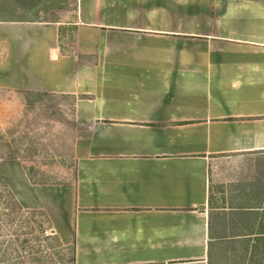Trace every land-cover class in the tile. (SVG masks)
<instances>
[{"label":"crops","instance_id":"1","mask_svg":"<svg viewBox=\"0 0 264 264\" xmlns=\"http://www.w3.org/2000/svg\"><path fill=\"white\" fill-rule=\"evenodd\" d=\"M3 72L74 98V181L20 164L50 192L23 201L5 182L71 264H211L214 241L263 239L264 0H0ZM221 217L238 227L217 236Z\"/></svg>","mask_w":264,"mask_h":264},{"label":"rangeland","instance_id":"2","mask_svg":"<svg viewBox=\"0 0 264 264\" xmlns=\"http://www.w3.org/2000/svg\"><path fill=\"white\" fill-rule=\"evenodd\" d=\"M72 36L69 33L63 40L65 53L72 52ZM9 73L0 75V148L8 145L4 147V153L12 150L18 157L14 160L0 159V186H6L7 182L22 201L23 196L27 199H42L50 192L35 189V194H32L26 190L22 185L21 173L16 168L22 164L25 170L31 171L36 181L42 179L55 184L74 181V98L61 94L45 95L46 92L29 94L38 91H25L6 83ZM27 184L25 181L28 187ZM23 209L25 212L18 214L12 222L6 221L0 211V264H71L72 246L60 244L49 222L40 214L30 213V210L37 209ZM233 216L230 213V218ZM233 220L224 223L221 217L216 235L232 233L238 227L234 224L238 221ZM259 220L264 230V219ZM242 222L244 227L250 224L248 220ZM255 240L214 241L210 263L264 264V237L260 241Z\"/></svg>","mask_w":264,"mask_h":264},{"label":"trees","instance_id":"3","mask_svg":"<svg viewBox=\"0 0 264 264\" xmlns=\"http://www.w3.org/2000/svg\"><path fill=\"white\" fill-rule=\"evenodd\" d=\"M22 93H25V92L22 91ZM28 93L32 94V95L44 94V93H40V92H36V93L35 92H28ZM49 94L50 93H46L45 95H49ZM4 147H9V146L4 145ZM4 147L0 148V159L4 158V159H8V160H14L18 157L16 152L12 151V150L5 151L7 153H4V151H3ZM26 172H27V175H28V177L32 183H34V184H47L48 183L46 180H42V179L40 181H36L33 178L31 171L29 169H27ZM0 211H1V215H3L6 219V221H8V222L14 221V219L16 218V216L18 214L20 215L23 212H25L23 207L20 205V203L15 198L14 194L6 186H0ZM30 211H31L30 213H32V214H40L42 217L45 218L46 222H49V219L46 217V214L43 211H41V210H30ZM26 213H27V211H26ZM244 215H246V213H244ZM49 224H50V222H49ZM210 247H211V244H210ZM72 259H71V262L73 261Z\"/></svg>","mask_w":264,"mask_h":264}]
</instances>
